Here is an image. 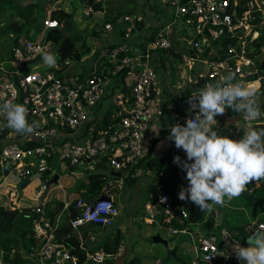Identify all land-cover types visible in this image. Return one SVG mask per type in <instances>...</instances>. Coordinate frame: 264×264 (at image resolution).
<instances>
[{
  "label": "built area",
  "instance_id": "obj_1",
  "mask_svg": "<svg viewBox=\"0 0 264 264\" xmlns=\"http://www.w3.org/2000/svg\"><path fill=\"white\" fill-rule=\"evenodd\" d=\"M162 1L173 12L174 18L167 22L164 19L152 39L142 40L139 43H127L122 39L119 43L99 49L98 58L106 57L111 63L109 74L99 70L102 64L97 60L88 72H71L67 75L64 74L70 67L67 58L56 60L54 66L46 65L43 56L51 52L52 44L43 37H20L18 43L11 46L10 59L0 63V104L11 101L24 105L28 109L29 123L35 121L39 125L33 134L25 137L9 129L6 119L0 115V170L2 171L0 179L2 176L9 179L7 186L10 189L4 194L8 196L11 209L27 215L39 214L32 228V235L38 242L34 252L38 264L78 262V257L55 237L59 215H54L52 218L46 215L44 194L49 189L47 182L55 173L58 174L59 181L61 169L57 161L49 162L50 158L55 159L54 153L59 154L58 158L63 159L61 165L66 169L63 174L68 171L86 173L93 170L95 165L104 164L123 173L129 168L135 169L144 155V142L150 126L148 101L154 97L158 85V74L150 64V60L154 50L171 47L170 30L175 24L186 26L187 32L191 35L189 43L198 53H205L211 42H221L226 36L236 38L239 42L238 47L231 42H226L225 47L222 45L223 42L217 45L220 50L219 58L211 61V68L207 72L208 78L216 81L208 80L203 87L205 84H215L228 73L234 74L233 83L249 84L253 79L252 75L257 72L253 60L245 53L242 46L246 40L238 33L240 27L246 28L248 25V16L238 15L237 10L235 12V7H241L239 0ZM260 1L264 3V0ZM250 3H253L252 0H249L248 4ZM247 12H249L247 7L242 10V13ZM176 18H179L177 22ZM142 20L140 15L122 16L121 21L126 25L124 37L128 38L136 30L137 22ZM58 25L57 18L51 16L43 18L45 29ZM104 27L108 30L113 29L110 21L106 22ZM182 57L187 61L185 54ZM139 64L142 67L131 88L120 90L115 95V99L123 106V114L117 122L111 123L95 136L86 134L84 129L79 131L87 120L90 109L104 96L106 83L122 71L129 73ZM156 111L161 113L160 109ZM191 115L194 118L195 114ZM189 116L188 111L184 114H175L169 129L176 123L186 125ZM172 151L175 152H171L172 155L186 159L182 149L175 147ZM47 168H49V173L45 174L47 179L37 184L35 202L26 206L18 200L22 196H16L18 193L15 184L22 182L25 176L29 178L32 174ZM54 169L57 171L54 172ZM180 203L178 192L161 194L156 202L147 206L149 214L144 217V221L152 223L159 215L163 223H169L173 217L181 219L187 217L188 213L184 208H180ZM23 205L29 206L32 212L25 211ZM64 209L69 226L75 230L85 223L109 226L119 211L111 197L85 200L82 196H78L73 207L65 203ZM262 224L264 219L257 222V229ZM167 228L171 233L186 230H179L170 225ZM233 242L242 243V240L227 229L220 231L212 229L198 238L196 245L198 253L187 264H203V262L234 264L230 262L237 260L232 253ZM86 255L88 261L96 262H101L105 257L102 251ZM33 256L36 258L35 255Z\"/></svg>",
  "mask_w": 264,
  "mask_h": 264
},
{
  "label": "crops",
  "instance_id": "obj_2",
  "mask_svg": "<svg viewBox=\"0 0 264 264\" xmlns=\"http://www.w3.org/2000/svg\"><path fill=\"white\" fill-rule=\"evenodd\" d=\"M26 1L27 0H24L23 3H26ZM64 1L65 0H46L44 2H52V4L55 2L58 3L59 8H62L64 6ZM82 1L85 2L84 0H81V2ZM93 1H100L101 7L98 10H93L92 7L86 3L87 7H84L82 12L88 16L86 19H79L81 21L79 23H76V21H78L76 19L79 18V14H75L76 8L74 11L68 10L66 7L62 8L72 15V24L67 28L68 30L65 36L69 38V42L74 41L73 47L74 49H78L80 54L79 59L73 58L69 55L65 57L70 61V67L69 69L65 70V75L71 72L86 73L91 69L96 60L102 64V66L99 67V70L109 74V67L111 66V63L108 61V58H98V52L101 47L119 43L122 39L127 43H139L142 40L149 39L157 31V28H154V26L162 23V20L165 19V17L162 16L159 18L157 14H154L156 12L153 11L152 15H156V17H149L148 21L146 22L144 19L142 22L140 21L141 23L137 22L136 30H134L128 38H125L124 28L126 25L121 21V17L127 15V13L117 15L116 20L111 22L113 26L112 30L105 29L103 23L98 24L97 22L99 21L100 23L103 15L105 13L108 14V12L106 9L102 8V0ZM245 1L246 2L244 6L235 7V12L237 10L238 15L242 16L241 14H245L248 16L247 27H240L238 29V33L244 36L246 41L242 43V46L246 51L245 53L253 60L254 67H256L257 70V72L252 75L253 79L249 84L258 90V103L260 104L261 111L264 112V7L260 6V0H252L253 3L250 4H248L249 0ZM72 4L73 0H70L67 5L71 6ZM246 7L249 9V12L242 13V10ZM119 12L120 11L117 10V13ZM115 14H111V18ZM75 15L78 18H76ZM48 16L52 15L49 14ZM82 22L83 26L80 25ZM106 22H109L108 19ZM176 25L177 24H175L170 30L171 47L167 49H156L152 53L153 57L151 59V65L157 71L158 85L154 97L148 101L151 119L149 130L144 142V155L139 160L134 169V173L132 174L135 175L133 177L134 183L131 184L130 188L125 187V189L122 190V192L125 193L123 200H126L128 211L125 217L117 214L114 217L113 223L109 226L96 223H93V225L85 223L75 230L69 226L67 216L63 214L66 211V209H64L65 203L71 207V204H74L78 196H82L85 200H91L93 198L99 197L101 194L109 196L112 199L113 196H116L111 193L114 190L111 191L105 187V183L108 182L107 174H111L112 171V168L105 164L103 166L95 165L93 170L86 173L78 172V174H75L74 178L66 180V182L72 184L68 188V190L70 188L72 189L71 192V189L68 192L60 190L54 192L52 195H48V192L45 195L47 201L49 200L48 205L50 206V212H52L55 216L59 215V224L55 230L56 239L63 242L73 253H75V251L79 248L85 254L84 258L81 256L78 257V262L76 264H88L90 261H88L86 255L88 253L102 251L104 252L105 256H107L103 248L105 244H108L106 242H108L111 231L116 229H119L122 232L123 237L116 253L112 254L111 256L115 261L114 264H126V262L134 256L139 257V264H146V262L149 260H146L145 263H142V258L147 253H150L151 255L152 252L156 253V255L153 256V264H158L163 255L160 253L161 251L164 252L162 244L154 242L153 239L151 240L158 244H154L150 241V237L156 234L155 231L152 230L153 228H144V226L139 225V220L142 215H144L143 220L144 217L148 216L145 213L142 214L143 211H147V206L156 202L161 194H175V192L179 193L181 187L188 186V182L178 172L176 165L169 157L172 150L175 149L174 142H169L167 140V136L170 132L169 125L172 123V119L175 114H184L187 111V106L189 105L188 99L193 93L201 89L206 81H216V79H209L207 72L211 68V61L219 58L220 50L217 48V45L222 42H231L238 47L237 43H239L236 38L226 36V38L221 42H211L205 53H198L189 43L190 37L184 42L179 40L186 39V37L184 36V32L180 33L179 35L177 34L176 31L178 30H176ZM61 26L62 23L59 21V25L57 27L61 29ZM184 28L186 29V26H184ZM46 31L47 29L45 28L41 30L39 32L40 35H38L36 38L43 37L44 39ZM141 33L143 38L141 41H139L137 38L141 36ZM258 35H260V38L262 37V43L260 46L256 44ZM9 50L10 56L5 58L4 61L9 60L11 57L12 52L11 49ZM50 53L55 54L57 61L61 60L64 54L63 50L59 49V47L56 50H53V46L51 47ZM183 54H185L188 58L187 61L183 59ZM140 67L141 65L135 66V68L129 73L125 71L127 74L123 76L122 81L119 80L120 72L110 79L112 81V85H107L110 80L106 83L104 96L97 105L90 109L87 120L83 124V127L79 129V131L84 129L86 134H99L100 131L105 130L111 123L115 121L117 122V120L123 114V106L117 101V99H115V95L120 90H127L131 88L136 79L137 73L140 70ZM255 77H258V79ZM113 86L114 88H112ZM103 99H106L107 102L103 103ZM157 109H160L161 113L157 112ZM217 121L218 123L213 127V130L216 131L218 135L228 136L236 140H239L243 137L244 128L242 125L244 121L242 114L235 113L231 109H228L223 116H217ZM103 122L105 123L103 124ZM254 124L258 130L264 128V115L258 118ZM151 142H153V144ZM151 172H156L158 175H154L152 178V175H149ZM92 175H95V177L91 178ZM133 179L131 178L130 180ZM263 181L264 180L258 184L255 182L250 183L247 186V189H250L252 193L253 187L261 185ZM79 183L83 184V187L80 191L75 189V186ZM91 183L96 184L99 187V190L97 191V195L95 197L86 198L88 196L87 186H89ZM61 185V182L57 183L56 188H61ZM26 188H24V192ZM24 192L23 194H25ZM76 193L80 195L76 196ZM262 196H264V193ZM26 197L28 198L29 196ZM115 198L117 199V196ZM149 200H151V202H149ZM21 202L29 205V201ZM179 206L180 208L185 207L184 209L188 213L187 208L191 206V203L190 201L181 200ZM234 207H238L242 211H239L236 214L228 212ZM262 209H264V205ZM257 212L259 214L261 209L258 208ZM257 212L256 214L253 213L252 203L248 199L245 201L242 198L237 197L231 201H228L227 198H225V205L223 207L217 206L216 210L212 212V228L218 231L221 229L229 230L232 234L236 235L242 240V246L247 247V236L251 235L255 230H257V222L264 219V216L262 215L259 217H253V215H257ZM128 213L132 216V228L130 234L132 233L133 235L131 234V238L129 237L130 234L127 233ZM182 219L173 217L169 223L164 224L167 227L168 225L172 226V221H182ZM156 220L162 223L160 217H157ZM200 222L192 225L200 224ZM247 222L249 224L243 229V233H241L238 229H235L232 225L234 223L244 224ZM152 223H156V221H153ZM189 227L190 225L187 226V230L180 231V234L178 233L179 236L178 234H166L165 236H162L167 238L169 236L176 235L177 239L184 237H190L194 239V237H196L198 240L202 233H205V231H202V228H204L203 225L200 229H197L196 227L191 229ZM243 238L246 239L244 240ZM185 242L177 250V255L179 257V253H182L185 249ZM172 244L173 242L170 245L172 246ZM19 253L21 255V252ZM192 260L193 258L189 261Z\"/></svg>",
  "mask_w": 264,
  "mask_h": 264
},
{
  "label": "clouds",
  "instance_id": "obj_3",
  "mask_svg": "<svg viewBox=\"0 0 264 264\" xmlns=\"http://www.w3.org/2000/svg\"><path fill=\"white\" fill-rule=\"evenodd\" d=\"M43 62L54 66L55 54H44ZM234 79V74L228 73L215 84H205L193 93L188 99L190 116L186 125L176 123L167 136L169 142L186 154V159L179 155L173 159L186 173L188 182L187 187H181L178 198L209 214L217 206L223 207L225 198L231 201L245 192L250 183L264 180V128L258 130L254 124L264 115L258 103L259 93L251 84L233 83ZM228 109L242 114L244 135L239 140L213 130L217 116H223ZM27 114L28 109L22 104L11 101L0 104V115L6 119L7 127L25 137L39 127L35 121L29 123ZM247 244V247L240 242L231 245L238 263L264 264V224L247 237Z\"/></svg>",
  "mask_w": 264,
  "mask_h": 264
},
{
  "label": "rangeland",
  "instance_id": "obj_4",
  "mask_svg": "<svg viewBox=\"0 0 264 264\" xmlns=\"http://www.w3.org/2000/svg\"><path fill=\"white\" fill-rule=\"evenodd\" d=\"M13 1H14L13 2L14 4L17 3L16 0H13ZM18 1H20V3L22 5H27L29 3V1L28 2L26 1V3H23V0H18ZM239 1H240V3H239L240 6H244L245 5V2H246L245 0H239ZM69 2H70V0H65L64 3H63L64 6L62 8L66 7V8H68V10H71V11L72 10L74 11V9L76 8L75 14H77V13L79 14V18L75 15V17L78 18V19H76V20H78V21H76V23L81 22L79 19H82V18L86 19L87 18L88 15L86 16L85 13L82 12V9H84V7L85 8L87 7L86 6L87 2H83V1L81 2V0H73V4L71 6L67 5ZM260 6L264 7V3H261ZM57 7H58V3L54 2L52 4V2H48V3L44 2L42 4V10L44 12L43 13L44 17L48 16L49 14L53 15V11L56 10ZM102 8L106 9L108 14L105 13L103 15L102 19L100 20V23H99V21L97 22L98 24H102V23L105 24L106 20L107 19L109 20V18H111L110 15L117 13V10L120 11L118 13L119 15H121L123 13H127L129 15H140V16L143 17L145 22L148 21L149 17L150 18L152 16L156 17V15H152L153 11L156 12L154 14H157L159 18H161V16L165 17V21L166 22L171 20L172 18H174L173 12L167 7V5L162 0H102ZM11 12H16L17 13L16 16L15 15H10ZM18 12H20L19 9L15 10V9L10 8L8 3H6L3 8H1V12H0V63L3 62L4 59L6 58V55L8 53V50H9V47H10V44H11V41L13 40V37L16 34V30H12V28L9 26V23H13V20H15V19L18 20V21H24V20H22V18L20 16H18ZM35 12H36V10L33 8L32 15H31L32 17L35 15ZM178 20H179V18H176L175 21L177 22ZM25 21L28 22V20H25ZM162 24L159 23L158 25L154 26V28H159ZM80 25L83 26V22ZM44 28H42L41 30H43ZM31 29L33 31V27H31ZM41 30H39L37 33H35V31L33 33H31V35H32L31 37L36 38L38 35H40L39 32ZM176 30H178V31H176L178 35L180 33L184 32V36L186 37V39H183V40L179 39L180 41L184 42L189 37H191V35L188 34L187 29H185L182 24L177 23ZM21 37H25V32L22 34ZM47 37H48L49 41L51 42V44L53 46V50H56L58 48V46H59L58 44H59V41H60V38H61L60 32H59V34L50 33ZM142 38L143 37H142V33H141V36L139 38H137V40L141 41ZM183 44H185V43H183ZM151 61L152 60H150V64L152 63ZM139 65H141V64H139ZM30 67H31V65H30ZM141 67H142V65H141ZM141 67H140V69H141ZM110 84L112 85V81L111 80L107 83V85H110ZM112 88H114V86ZM155 93H154V95H155ZM102 102L105 103V102H107V100L103 99ZM0 139H1V137H0ZM0 143H1V141H0ZM172 153H175V152L172 151ZM54 155H55V159L54 158H50L49 162L52 163V162L57 161V163L60 164V167H61V169L59 171L60 172V177H59V181L55 182V183L49 182L50 179H48L47 183H48L49 189H50V190L49 189L47 190L48 195H52L54 192L60 191V190L68 192L69 191L68 188L72 184L66 182V180H70V179L74 178L75 174H78V173H72L70 171H68L66 174H63V172L66 171L65 167L63 165H61V161H63V159L60 160L58 158L59 154L54 153ZM169 157L171 158V161H173L175 155L171 154V155H169ZM51 163H50V165H51ZM176 167H177L178 172L185 178L186 173L184 171H182L181 168L178 167L177 165H176ZM80 168L83 169V167H80ZM109 169H111V168H109ZM56 171L57 170L54 169V172H56ZM0 173L2 174L1 170H0ZM48 173L49 172H47L46 174H48ZM133 173H134V170L132 168H129L121 176H116V175H113V174H110V173L107 174V181L108 182L105 183V187L107 189L111 190V191L114 190L111 193H113V195L117 196V199L115 198L116 196H113V199H114V201L116 203L117 208H119L118 215H120L122 217L123 216L125 217V215L128 212L127 211L126 200H123V197L125 196V193L122 192V190L125 189L127 184H128V186L126 188H130L131 184L134 183L133 177L135 175H132ZM20 175L22 177H24L22 174H20ZM149 175H152V178H153L154 175L156 176L158 174H156V172L155 173L151 172V173H149ZM5 178L6 177L2 176V178L0 179V183H1L0 191H3V192H6V190L10 189V187L7 186V184H9L8 183L9 179L6 178V180H3ZM120 178H121V180H120ZM131 178L133 180H130ZM25 179H26V176L24 177V180ZM45 179H47V175L39 177V178H32L30 184L25 189V192L23 191L25 193L23 195L29 196V197L28 198L19 197L20 195L16 194V196L19 197L18 200L19 201H29V205L33 204L35 202L34 195H35V190L38 187L37 184L39 182L41 183ZM22 182H19L18 184H21ZM60 182H61L62 185H61V188L58 189V188H56V184L60 183ZM18 184H15V186L18 185ZM23 190H24V188H23ZM17 193H18V191H17ZM46 193L44 195H46ZM96 194H97V192H96ZM5 198L8 199V196L5 195ZM32 199H33V203H32ZM3 200H4L3 197L0 198V202H2ZM44 200H45V204H44L45 211H46V213H49L50 212V210H49L50 206L48 205V201L49 200L47 201L46 198H44ZM7 202H8V200H7ZM149 202H151V200H149ZM25 205H23L24 206L23 207L24 210L28 211L29 213H31L32 211L28 208L29 206L26 207L27 205L26 206ZM8 206H9V203H8ZM9 208H10V206H9ZM15 212H17V210ZM144 213L147 214V215L149 214L148 211H145V212L143 211L142 214H144ZM261 215L264 216V210H261V212L259 214H257V215H253V217H259ZM143 216L144 215L141 216L140 220L138 219L140 221L139 225L144 226V228L152 227L153 228L152 230L155 231V233H160V235H163V236H165L166 234H169V230H168V228H167V226L165 224L163 225V224H161V222H159V221L157 222V220H156V223L145 222L143 220ZM157 217H160V215L157 216ZM136 219H137V216H136ZM203 222H200V224H197V225H190V228L193 229L194 227H196L197 229H200L201 226L203 225ZM88 224L93 225V223H88ZM32 228H33V225H32ZM194 232H195V230H194ZM131 234L129 236L130 238H131ZM179 234H178V236H179ZM202 235H203V233H202ZM132 238H133V236H132ZM151 239H152V236L150 237V241L152 243H154ZM197 242H198V240L196 239V237H194V239H192V238L188 239L185 242L184 251L182 253H179L180 254L179 258L180 259H170L165 264H187L188 262H190L189 260H191L192 258L194 259L196 257V255H197V253H198V250H197V247H196ZM154 244H158V243H154ZM20 252H21V255L16 257V258L19 259L17 261V264H38L36 253L33 254V255L36 256V258H35L32 254H29L24 248H22L20 250ZM160 253L164 254V252H162V251ZM155 255H156V253H154V252H152L151 255H150V253L145 254L143 256V258H142V263H145L146 260H149L148 262H146V264H153V260H154L153 256H155ZM13 256H14V254L10 253L9 254V258H5L2 255V250L0 249V264H10L9 260L12 259ZM151 260H152V262H151ZM94 262L95 263H99V262H96V261H94ZM114 263H115V261L113 260L112 264H114ZM203 264H212V263L203 262Z\"/></svg>",
  "mask_w": 264,
  "mask_h": 264
},
{
  "label": "trees",
  "instance_id": "obj_5",
  "mask_svg": "<svg viewBox=\"0 0 264 264\" xmlns=\"http://www.w3.org/2000/svg\"><path fill=\"white\" fill-rule=\"evenodd\" d=\"M24 1V0H23ZM29 3L27 5H22L20 1L16 0V4H14L13 0H0V12L1 8L4 7L6 3L9 4V7L12 9H19L20 12H18V16L22 18L24 21H18L13 20V23H9V26L12 28V30H16V34L13 37V40L11 42V45L9 49H11V46L15 43H18L19 38L22 36V34L25 32L26 38H33L31 37V33L35 31L37 33L39 30L43 28V10H42V4L46 0H27ZM85 2L87 0H84ZM33 8L36 10L35 15L32 17V10ZM55 11V12H54ZM53 11V15L51 17L57 18L60 23H62V28L54 27L49 28L46 31L45 39H48V35L50 33L52 34H59L61 35L60 41H59V49L63 50V56L62 59H64L66 56H71L73 58L79 59L80 54L78 52V49H74L73 42H69V38L65 36L67 33V28L72 24L71 14L66 12L62 8H57ZM16 12H11L10 15H15ZM118 13L115 14L112 18H109L108 21L114 22L117 18ZM25 20H28L25 21ZM27 22V23H26ZM140 22V21H139ZM142 22V21H141ZM140 22V23H141ZM26 26V27H25ZM137 26V25H136ZM33 27V31L31 29ZM154 37V34L149 38L152 39ZM262 37L260 38V35H258L256 39V44L260 46ZM258 41V42H257ZM225 42L222 43V45L225 47ZM74 49V50H73ZM10 56V50H8V53L6 55V58ZM127 73L125 71H122L119 74V80H123V76H125ZM105 122H103L104 124ZM97 134H93L95 136ZM153 141V140H152ZM153 144V142H151ZM101 166V165H100ZM92 177H95V175H92ZM83 187L82 183H79L75 186V189L81 190ZM71 189V188H70ZM69 189V190H70ZM99 190V187L96 184L91 183L89 186H87V194L88 197H95L97 194L96 192ZM72 189L70 190V192ZM264 193V181L261 185L253 187L252 189V195H256L254 197H262V194ZM0 198L3 197V201L0 202V249L2 250V255L5 258H9V254H14L17 251L20 252L22 248H24L29 254H34L38 242L35 237L32 235V225L36 218H38V213L33 214H25V213H19L16 210H13L9 208L7 199L5 198V194L3 192H0ZM80 194L76 193V196ZM75 196V197H76ZM23 197V196H22ZM26 197V196H24ZM243 200L247 201V197L241 194L239 196ZM27 198V197H26ZM249 200V199H248ZM7 203V204H6ZM191 203V202H190ZM74 204H71V207H73ZM185 208V207H184ZM188 210V216L187 218H183L182 221L180 220H174L171 222V225L173 228L176 229H184L188 225L196 224L197 222H203L204 229L202 231H205L206 233L209 232L212 229L213 226V213L209 214L206 212L201 211L195 204L191 203V206L187 208ZM264 210V209H261ZM242 211L238 207L231 208L230 211L232 214H236L237 212ZM258 214V212H257ZM46 215L50 218L54 217L52 212L46 213ZM64 215H66V212H64ZM232 222V221H231ZM249 223H241V224H232L235 229H238L241 233H243V229L248 225ZM190 228V227H189ZM122 232L119 229H116L114 231H111L110 237L108 238V244L104 245V250L106 252V255L104 259L99 262L95 263L93 260H90L88 264H112L113 260L112 258H109V255L112 256V254H115L118 246L122 240ZM14 248V249H13ZM13 249V250H12ZM77 257L81 256L84 258L85 254L81 249H77L74 253ZM20 258V257H19ZM19 259L16 258L15 264H17V261ZM139 257L134 256L130 258L126 264H139Z\"/></svg>",
  "mask_w": 264,
  "mask_h": 264
},
{
  "label": "water",
  "instance_id": "obj_6",
  "mask_svg": "<svg viewBox=\"0 0 264 264\" xmlns=\"http://www.w3.org/2000/svg\"><path fill=\"white\" fill-rule=\"evenodd\" d=\"M87 4L90 5L92 7L93 10H98L101 7V3L100 1H93V0H87ZM47 172H49V168L45 169L44 171L38 172V173H34L32 174L29 178H26L21 184L16 185V189L18 191V194L20 196H22L23 194V188L26 185H29L31 182L32 178H39L44 176ZM111 174L113 175H117V176H121L122 173L119 171H115L112 170ZM57 173H55L53 175V177L49 180V182L55 183L57 181ZM128 186V184L126 185V187ZM244 196H246L252 203V208H253V213L256 214L257 209H262L263 205H264V196L262 197H254L251 194V190L247 189L245 192L242 193ZM104 197H109L106 196L104 194H101L99 196V198H104ZM132 228V216L131 214L128 213L127 215V233L130 234ZM152 239L154 240V242H158L159 244H162L164 247V254L162 255L160 261L158 262V264H165L167 261H169L170 259H180L179 256L177 255V250L178 248L188 239H190V237L187 238H176V235L173 236H169V237H163L162 235H160L159 233H156L154 236H152ZM244 240L246 238H243ZM173 242L172 246L170 245ZM20 253L17 252L14 254L13 258L9 260L10 264H14L15 259L17 256H19ZM109 258H112L111 255H109ZM230 262L234 263V264H239L237 260H230Z\"/></svg>",
  "mask_w": 264,
  "mask_h": 264
},
{
  "label": "bare ground",
  "instance_id": "obj_7",
  "mask_svg": "<svg viewBox=\"0 0 264 264\" xmlns=\"http://www.w3.org/2000/svg\"><path fill=\"white\" fill-rule=\"evenodd\" d=\"M6 180V179H5ZM0 186H1V184H0ZM28 185H26L24 188H26ZM7 191V190H6ZM24 191V190H23Z\"/></svg>",
  "mask_w": 264,
  "mask_h": 264
}]
</instances>
